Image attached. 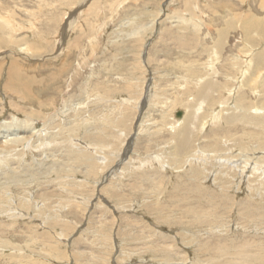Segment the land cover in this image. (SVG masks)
Listing matches in <instances>:
<instances>
[{
    "label": "rangeland",
    "instance_id": "obj_1",
    "mask_svg": "<svg viewBox=\"0 0 264 264\" xmlns=\"http://www.w3.org/2000/svg\"><path fill=\"white\" fill-rule=\"evenodd\" d=\"M0 17V264H264V0Z\"/></svg>",
    "mask_w": 264,
    "mask_h": 264
},
{
    "label": "bare ground",
    "instance_id": "obj_2",
    "mask_svg": "<svg viewBox=\"0 0 264 264\" xmlns=\"http://www.w3.org/2000/svg\"><path fill=\"white\" fill-rule=\"evenodd\" d=\"M3 17H0V19H2ZM6 20H5V22L4 23H9V17H7L6 18V16L4 17ZM3 26V25H2ZM67 30V28H65V30L63 29L62 30V34L65 32ZM59 46L61 47V43L59 44ZM24 48H26V50H29V47L28 46H26V47H24ZM28 48V49H27ZM249 61V60H248ZM22 67V66H21ZM243 73H244V71L242 72V75L241 76H243ZM213 75V74H212ZM239 84L240 83H242V82H238ZM252 84V83H251ZM254 85V84H253ZM256 85H257V82H256ZM21 86H22V88L24 87V84L22 83H19V88H21ZM148 86H149V84H148ZM153 86V85H152ZM241 86H243L242 84H241ZM251 86V85H250ZM151 87V86H150ZM147 88V87H146ZM154 88V87H153ZM239 88V87H238ZM250 88V87H249ZM146 90V89H145ZM252 90V89H251ZM154 91V90H153ZM152 91V92H153ZM16 92H18L17 90H16ZM20 92V91H19ZM21 93V92H20ZM156 93V92H155ZM245 99V98H244ZM208 100V99H207ZM242 100H243V98H241V99H239L238 101H237V104L238 105H240L241 106V104H242ZM175 103V102H174ZM246 104V103H245ZM248 105V104H247ZM202 107V106H201ZM200 109V108H199ZM249 109V108H248ZM260 109V108H259ZM258 109V110H259ZM182 110V109H181ZM260 111V110H259ZM258 111V112H259ZM176 112V111H175ZM187 113V112H186ZM184 114V111H181V115L179 116V117H176L175 116V119L177 120L176 122H178V123H180V122H183L181 119L183 118L184 119V117H185V115L182 117V115ZM217 114H215L214 116H215V118L217 117L216 116ZM172 120V119H171ZM180 120V121H179ZM174 121V120H173ZM209 122V121H208ZM172 123V122H171ZM206 123V122H205ZM205 123H204V125H205ZM113 124V123H112ZM11 134V133H10ZM13 134H15V133H13ZM12 135V134H11ZM30 138V137H29ZM128 147V146H127ZM129 150V149H128ZM128 150H126V152L128 151ZM80 154V153H79ZM197 154V153H196ZM125 156L127 155V153L126 154H124ZM124 156V157H125ZM93 157V156H92ZM90 159V158H89ZM96 159V158H95ZM195 159V158H194ZM212 160V159H211ZM210 163V162H209ZM219 163V162H218ZM206 164V163H205ZM233 165V164H232ZM119 167V166H118ZM241 175V174H240Z\"/></svg>",
    "mask_w": 264,
    "mask_h": 264
},
{
    "label": "water",
    "instance_id": "obj_3",
    "mask_svg": "<svg viewBox=\"0 0 264 264\" xmlns=\"http://www.w3.org/2000/svg\"><path fill=\"white\" fill-rule=\"evenodd\" d=\"M181 115V111H177L176 113H175V116L176 117H179Z\"/></svg>",
    "mask_w": 264,
    "mask_h": 264
}]
</instances>
